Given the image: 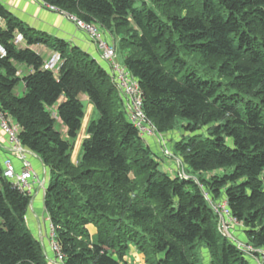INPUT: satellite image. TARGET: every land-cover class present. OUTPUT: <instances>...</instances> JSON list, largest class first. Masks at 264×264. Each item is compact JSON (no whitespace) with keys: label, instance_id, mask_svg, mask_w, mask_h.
<instances>
[{"label":"trees","instance_id":"16d2710c","mask_svg":"<svg viewBox=\"0 0 264 264\" xmlns=\"http://www.w3.org/2000/svg\"><path fill=\"white\" fill-rule=\"evenodd\" d=\"M42 2L119 38L147 118L160 133L182 123L174 153L189 169L188 178L164 169L94 58L25 25L0 3V111L18 125L21 145L48 171L44 202L64 264H124L132 246L146 264L261 259L264 0ZM39 45L60 54L57 72L33 49ZM20 66L30 72L22 76ZM81 96L101 116L90 121L82 158L74 163L86 117ZM31 200L4 176L3 165L0 264H50L26 223ZM224 202L253 252L221 231L214 207ZM89 225L97 229L94 236Z\"/></svg>","mask_w":264,"mask_h":264},{"label":"crops","instance_id":"0c3cea01","mask_svg":"<svg viewBox=\"0 0 264 264\" xmlns=\"http://www.w3.org/2000/svg\"><path fill=\"white\" fill-rule=\"evenodd\" d=\"M0 3L17 19H19L22 23L31 27L32 29L44 32L55 38L64 40L72 46L82 49L92 58H94L109 73V65L101 59L95 42L85 31L81 30L75 23L70 21L66 13L51 10L50 8L45 6L42 0H0ZM23 47H25V45H23ZM33 49L41 55L45 63L49 58H51L54 52L44 45L35 46L33 47ZM20 72L22 73V76H24L25 74H28L30 70L26 69L24 66H20ZM24 91L25 86L22 83L20 87L18 86L15 89V94L20 96L24 93ZM81 99L83 101L86 100L89 102L87 112L88 114L85 117V120L88 119V128L90 121L93 120L95 107L93 104H91L88 97L81 96ZM57 127L65 135L66 131L65 129H63L62 125L59 124ZM82 144L83 142L78 143L77 141L73 148L72 160L74 163H78L80 159ZM9 149L10 142L8 140V136L2 131L0 127V158L2 159V162L5 158L9 157ZM12 158L16 166V170L18 172H21L22 162L16 157ZM28 159L36 174V178H39L41 183L39 182L40 186L36 189V183L34 184L33 189H35V191L32 197L29 212L27 213V223L29 229L34 231L38 235V237H40L41 243L45 246V255L47 259H49L48 261L51 264L53 259H55V253L53 252L50 243L51 223L47 215L44 202L45 192L42 188V185L45 184L44 179H47L46 167L42 163L41 159L34 153H30L28 155ZM87 228L91 236H94L97 233V229L93 225H89ZM129 253L130 254L125 257L124 264H145L144 256L140 254L135 247H131Z\"/></svg>","mask_w":264,"mask_h":264},{"label":"built area","instance_id":"2783aa9c","mask_svg":"<svg viewBox=\"0 0 264 264\" xmlns=\"http://www.w3.org/2000/svg\"><path fill=\"white\" fill-rule=\"evenodd\" d=\"M45 6H47L51 10L59 11L47 4H45ZM67 17L70 21L75 23L78 28L85 31L90 36V38L96 44L101 59L108 63L110 77L117 87L121 99L123 100V102H125V112L127 114L129 122L137 129L139 135L143 139L149 141L150 139L156 137L158 134V130L146 116L144 110V94L141 90L139 82L126 68V66L118 63L116 45L107 41L105 36L101 33L102 30L100 31V28L97 25L84 23L83 21L78 20V18L69 14H67ZM0 51L3 52L1 48ZM52 60V62L46 63V68L57 72L61 64L59 65V67H57L58 63L56 62V60ZM0 127L2 131L8 136V140L10 142L9 151L12 153V156L10 155L11 157L9 156L4 160V176L12 181L14 187H16L19 191L31 196L34 184L37 182L36 174L28 159V155L32 152L21 145L19 140L18 125L1 111ZM12 157H17L19 160H21V172H18L16 170V166ZM177 165L178 168L181 167V164L177 163ZM173 170L174 169H172L171 171ZM178 176H180L181 178H188L185 173H182L180 171L178 172ZM214 209L220 215V224L222 226L221 231L223 229H226V232H222L226 237L230 238L231 236L228 232L230 226L231 228H233V226L239 224L232 218L227 202H224L222 205L215 206ZM250 250L253 252L252 249ZM53 251L56 253L57 260L63 262L64 257L60 252L57 243H53ZM259 260L264 262V255L261 256V259L255 261ZM257 263L259 262H256V264Z\"/></svg>","mask_w":264,"mask_h":264},{"label":"rangeland","instance_id":"374dc122","mask_svg":"<svg viewBox=\"0 0 264 264\" xmlns=\"http://www.w3.org/2000/svg\"><path fill=\"white\" fill-rule=\"evenodd\" d=\"M45 4V3H44ZM2 23L0 22V25H1ZM99 27V26H98ZM100 28V27H99ZM102 29H100V31H101ZM101 33L105 36V38L107 39V41H109V42H111V43H114L115 45H116V47H117V61H118V63H120V64H122V65H124V54H123V52L120 50V48L118 47V44H119V38H117V37H115L114 35H112L109 31H104V30H102L101 31ZM52 59H55L56 60V62L58 63L57 64V67H59V65L61 64L62 65V58H61V56H60V54L59 53H57V52H53V55L51 56V58H49L48 60H47V62L46 63H48V62H52L53 60ZM195 67V66H194ZM196 68V67H195ZM22 84V83H21ZM21 84L19 85V87L21 86ZM19 89V88H18ZM19 91V90H18ZM119 92V91H118ZM119 97H120V94H119ZM121 98V97H120ZM123 101V100H122ZM82 102L85 104V112H86V115L88 114L87 112H88V101H86V100H82ZM123 106H124V109H125V102H123ZM89 116V115H88ZM87 116V117H88ZM100 113L95 109L94 110V115H93V120L94 121H96V122H98V120L100 119ZM87 120L88 119H86L85 120V122H84V126H83V128H82V133L80 132L79 133V136H78V138H77V140H76V142H75V144L77 143V141H78V143L79 142H84V140H86L87 138H88V128H87ZM59 124H60V122H59ZM181 124L182 123H180V125L176 128V129H174V130H172V131H170V132H167V133H160V132H158V134H157V136L156 137H154V138H152V139H150L149 141H151V142H149L151 145H152V148L156 151V153L157 154H159L160 155V157H161V160H163L162 162L164 163L163 164V167H164V169L165 170H167V171H171L172 169H174V171H176V169H178L177 170V173L180 171V172H182V173H185L186 174V176L188 177L189 176V173H188V167L186 166V164H185V162H184V160L179 156V155H175V150H174V146H175V143L176 142H178V140H180L181 138H182V135H183V131H181ZM87 130V131H86ZM86 136V137H85ZM75 144H74V146H75ZM10 155H12V153L10 152L9 153V156ZM17 158V157H16ZM81 158H82V152H81ZM165 159V160H164ZM21 161V160H20ZM177 163L178 164H181V167L180 168H178V165H177ZM0 168L2 169L3 168V162H2V159L0 158ZM46 172H47V179H44V181H45V184H43L42 185V188H43V190H44V192H46V188H47V184H48V182H49V180H48V171H47V169H46ZM40 179L38 178L37 179V182H36V186H35V189L37 188V187H39L40 185ZM35 189H33L32 190V195H31V198L33 197V195H34V191H35ZM42 190V189H41ZM207 199H209V197H207ZM32 201V200H31ZM221 204H223V203H221ZM31 205V204H30ZM30 208V207H29ZM28 212H29V210H28ZM48 215V214H47ZM26 223H27V216H26ZM51 223V222H50ZM27 226H28V223H27ZM29 228V227H28ZM220 229H222V226H221V224H220ZM30 230V229H29ZM51 233H50V243H51V246H52V250H53V243H57L56 242V237H55V232H54V228H53V226L51 225ZM241 230H242V228H241V226H239V225H235V226H233V228H231V226H230V228H229V230H228V232H229V234H230V238H231V240L233 241V242H235V244H237L238 245V247L239 248H241V250L242 251H247V252H252L250 249H252V247L250 246V247H247L246 246V244L242 241V239H243V233L241 232ZM31 231V233H32V235H33V237L35 238V239H37V240H39L40 242H41V239H40V237H38V235L34 232V231H32V230H30ZM222 231H224V232H226L227 230L226 229H223ZM237 231H238V235H237ZM229 236V235H228ZM226 237V236H225ZM245 241V240H244ZM42 246H43V249H44V251H45V246H44V244H42ZM132 247H134V246H132ZM131 249V248H130ZM253 250V249H252ZM244 251V252H245ZM254 251V250H253ZM54 252V251H53ZM246 252V253H247ZM55 253V252H54ZM130 254V253H129ZM128 254V255H129ZM127 255V256H128ZM126 256V257H127ZM55 259H53V261L51 262V264H64V262H61L60 260H57V256H56V253H55V257H54ZM52 259V258H51ZM49 260V259H48ZM144 260H145V258H144ZM256 262H259V263H257V264H264V262L263 261H261V260H259V261H255L254 262V264H256ZM145 264H146V262H145Z\"/></svg>","mask_w":264,"mask_h":264}]
</instances>
